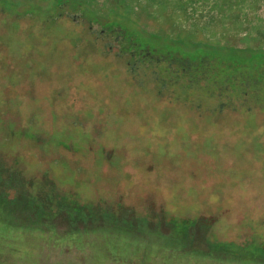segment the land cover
<instances>
[{
	"label": "rangeland",
	"instance_id": "rangeland-1",
	"mask_svg": "<svg viewBox=\"0 0 264 264\" xmlns=\"http://www.w3.org/2000/svg\"><path fill=\"white\" fill-rule=\"evenodd\" d=\"M61 2L0 0V264H264V0Z\"/></svg>",
	"mask_w": 264,
	"mask_h": 264
},
{
	"label": "trees",
	"instance_id": "trees-1",
	"mask_svg": "<svg viewBox=\"0 0 264 264\" xmlns=\"http://www.w3.org/2000/svg\"><path fill=\"white\" fill-rule=\"evenodd\" d=\"M65 1H67V0H62V2L59 5L61 6L62 4H64ZM191 1H195V2L196 1L197 2L200 1V6H202V8L205 7L206 5L207 6L212 5L214 7L215 11L217 10V15H215V17H216V20H217V23H218V22L222 21V17L223 16L226 17V13L225 12L227 11V9H228V11H232V9L234 7H237V5H239L242 2H245L246 0H191ZM181 5L184 7V11H185V13L182 14V17H183V16H186L188 14V12L185 9L187 4H181ZM219 11L221 13H219ZM67 16H69V15H67ZM69 17H71V16H69ZM201 18L202 17L198 15L199 21L202 20ZM229 18L232 19L233 21H235V20H238L239 16L232 15V12H230ZM100 32H103V31H100ZM103 33H105V32H103ZM130 42L132 43V45L136 44V49L140 50V47H141V43L140 42H137V41L132 42V40ZM131 43H129V44H131ZM158 51L159 50H157L156 53H159ZM123 52H125V53H123ZM119 53H121V51ZM122 53H123V56H124V55H126L127 51H122ZM160 53H161V51H160ZM129 54H131L130 51H129ZM162 54H164V55H161L158 58L156 57L155 61H153V60L149 61V62H151L150 66L154 65V67H157L159 65L157 63H160L161 67L166 68L165 72L168 73V74H171L172 72H175V74L180 76V74H188L189 73L190 74V78H189V81H187V84H188V85H186L187 87L196 85L194 83H196V82H198L199 80H202V79H203V81L206 82L205 83V89L207 91L211 90L210 87L212 85L215 88H219V89L222 90L223 82L224 83L226 82L227 85H229V83H230V86L232 88H236L237 84L240 85V82L236 83V80L235 81L234 80L233 81L227 80V76L228 75H225L226 78L219 77L220 74L218 72L214 73L213 71H212V74H211V77H213V80H210L209 73H208L209 71L205 72V69L209 68V66H211V64H213V62L210 61L212 59L209 56H202V57H197L196 58V60L202 59L204 57H206V59L209 58V61H210L209 65L208 64L206 65V63H203L205 61L204 59H203L204 61L203 60H199V61H197L198 64L192 65V64H194L195 60L190 59L189 63L182 64V60H181L182 58L178 57V60L175 61L176 62L175 63V62H173V58L175 57L174 56L175 53L172 54L170 51H165ZM134 55H135L134 53L131 54V56H134ZM131 56H129V57L131 58ZM138 58H140V60H138V61H142V59H143V58L141 59V55ZM138 61L137 60H133V61H130L128 64L134 63L133 65H130V67L133 68L134 65H137L139 63ZM173 68L176 69V70H173ZM203 68H205V69H203ZM153 74H155V73L153 72ZM175 74H174V76H175ZM191 75H193V77H191ZM206 77L208 78V80H205ZM237 80L238 81L241 80L242 84L245 85V87L243 86V89L246 88L245 89L246 90V94H248V92H250V89H249L250 88L249 78H247V76H245L244 78L238 77ZM250 80H257V82H261L262 81L261 79L260 80L257 79V77L250 78ZM220 105L222 107L223 103L221 102Z\"/></svg>",
	"mask_w": 264,
	"mask_h": 264
},
{
	"label": "flooded vegetation",
	"instance_id": "flooded-vegetation-1",
	"mask_svg": "<svg viewBox=\"0 0 264 264\" xmlns=\"http://www.w3.org/2000/svg\"><path fill=\"white\" fill-rule=\"evenodd\" d=\"M70 212H68V214H69Z\"/></svg>",
	"mask_w": 264,
	"mask_h": 264
}]
</instances>
